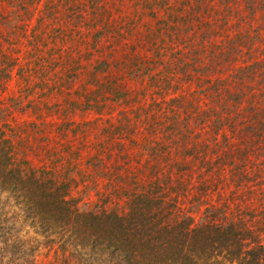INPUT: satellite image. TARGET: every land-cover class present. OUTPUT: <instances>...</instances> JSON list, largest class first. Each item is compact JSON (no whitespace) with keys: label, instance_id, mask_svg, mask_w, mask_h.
<instances>
[{"label":"trees","instance_id":"obj_1","mask_svg":"<svg viewBox=\"0 0 264 264\" xmlns=\"http://www.w3.org/2000/svg\"><path fill=\"white\" fill-rule=\"evenodd\" d=\"M0 264H264V0H0Z\"/></svg>","mask_w":264,"mask_h":264},{"label":"rangeland","instance_id":"obj_2","mask_svg":"<svg viewBox=\"0 0 264 264\" xmlns=\"http://www.w3.org/2000/svg\"><path fill=\"white\" fill-rule=\"evenodd\" d=\"M93 197H90L87 202L92 206V203H93ZM41 262H43L44 260L43 259H40Z\"/></svg>","mask_w":264,"mask_h":264}]
</instances>
